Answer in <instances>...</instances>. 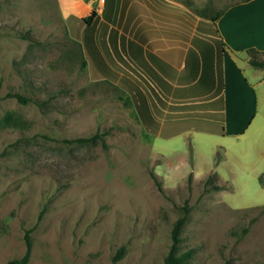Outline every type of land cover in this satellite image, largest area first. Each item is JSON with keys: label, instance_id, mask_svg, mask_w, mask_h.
<instances>
[{"label": "rangeland", "instance_id": "rangeland-1", "mask_svg": "<svg viewBox=\"0 0 264 264\" xmlns=\"http://www.w3.org/2000/svg\"><path fill=\"white\" fill-rule=\"evenodd\" d=\"M177 1L209 20L208 0ZM84 61L59 0H0V264L25 253L27 229L28 264H113L123 246L116 264H164L184 206L190 264H264V105L237 133L154 136ZM105 130L107 147L65 141Z\"/></svg>", "mask_w": 264, "mask_h": 264}, {"label": "crops", "instance_id": "crops-1", "mask_svg": "<svg viewBox=\"0 0 264 264\" xmlns=\"http://www.w3.org/2000/svg\"><path fill=\"white\" fill-rule=\"evenodd\" d=\"M166 1L59 0V8L69 32L82 44L94 79L107 78L97 61L107 63L119 77L140 86L148 105L164 111L156 136L168 138L187 129L218 133L221 123L242 131L258 105H264V68L246 57L248 48L264 50V0H240L222 8L212 0L214 8L223 10L214 24L218 42L204 36L194 40V32L187 38L190 24L183 19L192 11L181 1ZM93 11L90 22L85 21ZM244 64L254 67L251 76ZM116 85L124 101L130 98L137 105L125 86ZM215 111L223 119L214 118Z\"/></svg>", "mask_w": 264, "mask_h": 264}, {"label": "trees", "instance_id": "trees-1", "mask_svg": "<svg viewBox=\"0 0 264 264\" xmlns=\"http://www.w3.org/2000/svg\"><path fill=\"white\" fill-rule=\"evenodd\" d=\"M165 2H168L166 0H163ZM170 3V2H169ZM175 6V5H174ZM223 10L222 9H216L213 6L212 0H208L207 4L202 7L200 10V16L203 17H208L210 21L202 22L203 24H197V27L195 30L192 29V26L194 25V21L196 19V14L192 12H188L187 16L188 18L183 20H186L190 25L187 29V38H192L191 34L194 32L195 35H193V38H199V37H211L213 38L216 42H218L217 38V32L218 28L214 25L216 24V21L219 19V17L222 15ZM96 14L95 11H93L88 17H85L84 20L87 22H90V20L93 18V16ZM214 34V35H213ZM219 41H222L219 39ZM87 50H90V53L92 52V56H94L93 51L91 48H88V43H87ZM247 55H248V61L250 62L251 65L254 67H260L264 68V50H259L257 48L251 47L246 50ZM84 64H88V62L84 61ZM98 66L101 68V72L107 76L105 80H109L115 84H121L125 86L129 91L132 99H134L137 103L135 105V108L138 112L139 118L146 130L147 133L152 134L154 136L158 135L160 132V127H161V120L160 116L164 114V111L162 109H158L157 105H154V108L151 107V105H148L147 98L145 94L143 93L142 89L140 86L132 81L130 78L126 77H119V73L117 70L112 67H110L107 63H104L102 61H97ZM14 95L18 98L19 101L21 102H28L30 99L21 93H14L10 94ZM45 102V101H43ZM190 115H195L197 114L194 111H190ZM210 114V113H209ZM214 115V118H218V116L223 119V114L214 112L212 113ZM174 116L173 114H169L168 117ZM3 121L6 123H17L18 120L14 117L13 112H8L5 117L3 118ZM222 126H224L222 124ZM225 131V127H223L222 132ZM109 131H97L96 133L90 135V136H80L76 137L73 139H65L67 142H72V143H78V144H88V143H97L100 142L104 147H107V142L105 139V135ZM152 177L155 179L156 183L158 186H161L160 181L158 180V177L154 171H151ZM211 176L209 177V179ZM260 181L264 183V180L262 179V176H260ZM189 218V207L184 206L183 207V213L177 218L175 221L171 235H172V244L170 246L169 252L165 256L164 264H190V259L193 256L194 253V248H189L188 250L184 252H179L180 248V243L182 240V231L184 228L185 223L187 222ZM254 221V218L251 219L250 224ZM250 226L244 227L242 231V235L246 234L249 231ZM31 231L32 229H27L26 234H25V239H26V250L25 253L19 257V258H12L9 259L6 264H28L31 254H32V239H31ZM125 247H121L118 252L114 255L113 258V264H116L117 261L121 258L122 254L124 253Z\"/></svg>", "mask_w": 264, "mask_h": 264}]
</instances>
